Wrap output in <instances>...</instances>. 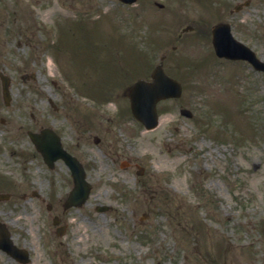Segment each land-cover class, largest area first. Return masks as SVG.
Segmentation results:
<instances>
[{
    "label": "rangeland",
    "instance_id": "1",
    "mask_svg": "<svg viewBox=\"0 0 264 264\" xmlns=\"http://www.w3.org/2000/svg\"><path fill=\"white\" fill-rule=\"evenodd\" d=\"M79 1L72 0L70 10L62 6L61 10L59 1L55 6L70 19L71 37L81 36L80 30L88 32L86 24L94 22L96 28L89 36L99 43L101 59L117 52L111 50L113 40L117 45L127 43L129 51L133 45L137 51L148 50L143 56H149L144 64L147 69L130 76V81L148 74L159 56L167 53L164 68L180 74L186 87L177 101L159 103L155 128L144 129L124 109L122 126L117 128L104 116L114 115V107L121 109L126 100L117 95L118 99L105 104L110 110L105 112L103 107L102 117L80 109L82 102H91L76 93L72 83L81 92L96 88L81 83L89 86L85 75L92 68L83 62L88 58L84 55L86 59L78 61L62 53L57 58L56 49L50 51L49 66L61 88H54L50 82L48 92L62 101L65 91L72 103L67 100L58 111L49 110L52 114L47 118H54L74 151L78 149L73 146L72 128L82 127L83 131L84 119L104 139L101 153L91 139L87 142L83 158L87 162L95 158L87 171L93 183L92 195L81 207L71 208L69 218L65 216L68 227L64 236L55 235L45 203L33 197L0 205V216L9 221L13 240L29 250L26 264H264V72L246 62L213 56L210 35H201V29L207 24L204 29L209 30L215 19L195 0H182V4L180 0H158L164 4L162 8L153 0H137L129 6L116 0ZM58 13L54 18L60 23ZM235 20L239 22L235 31L264 60V0L244 8ZM186 24L194 29L178 36ZM84 53L76 50L77 55ZM123 54L120 47L113 57L120 66H126L125 58L131 56L128 53L123 59ZM127 66L130 73L134 66ZM40 79L44 81V76ZM72 104L73 126L64 116L73 110ZM40 105L44 106L43 100ZM179 106L191 110L192 117L181 115ZM98 119L113 131H95ZM2 127L0 124V137ZM115 148L117 161L128 156L145 165L141 177L144 184H135L134 170L111 163L106 152ZM16 149L32 152L26 141ZM13 163L16 178L22 181L19 193L23 189L28 193L31 185L45 192L49 173L38 155L25 161L30 171ZM63 185L62 180L55 183L57 193L64 190ZM53 204L61 208L56 201ZM96 204L111 205V210L96 211ZM0 264L17 263L0 251Z\"/></svg>",
    "mask_w": 264,
    "mask_h": 264
},
{
    "label": "flooded vegetation",
    "instance_id": "2",
    "mask_svg": "<svg viewBox=\"0 0 264 264\" xmlns=\"http://www.w3.org/2000/svg\"><path fill=\"white\" fill-rule=\"evenodd\" d=\"M71 1L72 0H0V121L4 124L6 133V135L3 137L1 136L0 139V193H8L5 200L0 199V204L16 202L17 196L15 195H18L16 194L17 187L22 184V181L16 178L14 172L15 168H13L12 164H14L13 162L18 163L16 156L21 154L20 157H23L24 154L23 152L17 153L14 147H16L17 144H22V142L26 140L32 146V152L28 151L26 152V155L31 157L37 155L39 152L35 144L26 137L27 132L28 130L40 132L42 128L51 126L50 124H53L54 121V118L50 120L52 123L45 121L46 119L43 118L40 113V106H38V102L41 101V86L39 84V79L37 78L36 72H28V57H24L27 53L21 55L19 53V47L27 46L30 48L33 60L34 58L38 60V38L44 33L43 30L52 25L56 26V24H65L67 22L66 14L56 9V4H59L60 9L63 11L66 8L70 10ZM79 3H83V0H80ZM61 6L64 9H62ZM57 11L59 12L58 16L60 23L56 22L54 18L55 12ZM37 71L39 72V69H37ZM93 79H95L96 82H99V87H101V85H107V87H110L109 81H106L103 75H99ZM124 94L127 95V89L124 91ZM64 99L68 98L63 96V100ZM68 101L71 103L70 100ZM66 102L67 101H65V105ZM72 106L74 110H71L70 113L66 112L65 114V118L71 126H73V120L75 118V106ZM52 107L53 109H58L56 104H52ZM24 108H30V110L25 112L23 111ZM48 115H50V113H48ZM104 118L109 122H116L113 116H106ZM84 122H86V119H84ZM82 124L85 127V132L82 131V127L76 126L72 128L76 140V143L73 146L78 150L74 151L73 147L70 145L69 147L64 139L62 145L67 151L79 158L85 170V178L89 180L87 171L94 166L95 158H90V161L88 162L87 159L85 160L83 158V154L87 148V142H89V139L91 138L92 143L94 146H97L101 153L100 142L104 138L99 135H92L91 131L95 127H88V125L85 126L84 123ZM107 125L108 126L104 125V123L99 120L96 130L104 133L105 131H113L112 127H110L109 124ZM54 127L56 128V126ZM81 132H83V135L80 134ZM58 133L61 138L64 137L60 134V131ZM110 152L107 151L106 153L108 154L111 163L116 164L118 162L120 165L122 161H117V159L113 157V155L117 153V149L115 148V150H112V153ZM123 164L122 167L125 170H134V172L135 170H139L142 173L144 172V166L142 164L137 162L133 163L130 159H127ZM58 168L62 169L64 172H60ZM45 169H47V172L49 173V185L44 192L45 196L41 197L40 192L36 191V198H41V200H45V197L54 198L63 203L66 198L65 191L67 192L73 184L70 169L62 159L55 160L50 167L45 166ZM59 180H62L63 184H65L63 185L64 190L61 193H57L55 188V183ZM10 188H12L11 191ZM40 191L43 192V190ZM19 195L23 196V194ZM48 205L51 206V204ZM49 209H51V211L54 210L51 207H49ZM60 212L63 214L65 210H61ZM53 215L58 216L59 214L53 213ZM58 218L60 219L59 216Z\"/></svg>",
    "mask_w": 264,
    "mask_h": 264
},
{
    "label": "water",
    "instance_id": "3",
    "mask_svg": "<svg viewBox=\"0 0 264 264\" xmlns=\"http://www.w3.org/2000/svg\"><path fill=\"white\" fill-rule=\"evenodd\" d=\"M225 35V33H223ZM222 36L219 35L218 37V44L221 49L222 53H227V50H224V47L221 44ZM217 50L218 47L216 46ZM242 57H246L250 61H252L256 67L264 69V65L257 61L253 54L246 50L245 53L239 54ZM152 81H144V80H138L136 81L131 89H130V102H131V110L133 114L140 119L147 128H150L156 124V110H155V103L158 99L169 97V96H178L180 94V85L177 81L174 79L169 78L166 76L163 71L161 70L160 66H157L156 69L152 73ZM182 113L188 114L189 112L185 109L181 110ZM35 141H37V138L35 136H32ZM39 148L44 153V147L47 148L46 144H50V146H55V148L58 150L57 145V138L55 136L49 135V138L47 140L43 141V138L41 137L39 139ZM62 156L68 161V163L71 165V167L74 166V163H71L73 159L65 152H59ZM74 180H75V186L77 188L76 192H79L78 195L80 197H83L86 193V185L82 179V174L79 176L80 170L74 166ZM82 173V172H81ZM9 240L5 238L1 241V245L3 248L10 247V244L8 243Z\"/></svg>",
    "mask_w": 264,
    "mask_h": 264
}]
</instances>
